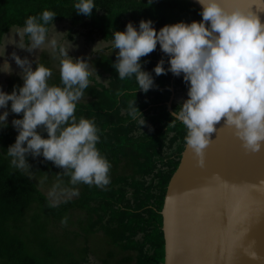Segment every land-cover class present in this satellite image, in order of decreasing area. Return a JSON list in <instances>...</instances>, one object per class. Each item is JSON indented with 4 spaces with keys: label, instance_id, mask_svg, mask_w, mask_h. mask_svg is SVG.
Masks as SVG:
<instances>
[{
    "label": "clouds",
    "instance_id": "1",
    "mask_svg": "<svg viewBox=\"0 0 264 264\" xmlns=\"http://www.w3.org/2000/svg\"><path fill=\"white\" fill-rule=\"evenodd\" d=\"M195 2L200 6L198 22L166 24L158 31L152 20L142 19L138 26L128 22L124 31L112 32L110 44L112 50H118L112 65L118 78L134 79L136 91L142 93L154 87V79L142 69L140 58L157 46L167 56L168 67L161 58L152 73L182 77L187 98L179 110L171 112L169 126L177 121L184 126V144L197 158V166L202 167L204 149L217 132V125L229 129L246 153L264 148V23L251 11L226 8L221 0ZM73 8L77 15L89 17L96 5L94 0H74ZM56 16L45 9L28 16L14 33L0 37V73L12 74L5 56L8 45L28 53L46 49L59 63L57 85L49 83L52 70L37 63L38 57L30 61L15 51L9 54L20 69L22 85L13 86L10 93L0 90V109H4L0 112V129L7 127L9 113L22 115L11 121L17 135L4 154L10 167L28 176L32 173L26 157L31 155L62 169L57 175L68 177L72 185L104 188L110 183L111 163L97 148L99 129L93 120L75 115L90 77L100 78L87 57L69 56L75 45L66 37L61 39L64 33L55 31ZM99 45L93 46L92 54L102 51ZM122 94L116 92L117 96ZM126 111L139 129L146 125L135 99L129 101ZM66 222V217L61 220L62 224ZM257 258L254 251L249 253V259Z\"/></svg>",
    "mask_w": 264,
    "mask_h": 264
},
{
    "label": "trees",
    "instance_id": "2",
    "mask_svg": "<svg viewBox=\"0 0 264 264\" xmlns=\"http://www.w3.org/2000/svg\"><path fill=\"white\" fill-rule=\"evenodd\" d=\"M73 3L74 0H0V37L12 27H22L28 16L45 9L56 13L53 24L68 22L70 39L72 33H79L86 43L95 37L109 42L113 31H124L128 22L138 26L142 19L152 20L157 31L166 24L201 19L200 8L190 0H151V3L149 0H94L96 9L89 17L77 15ZM115 52L96 53L93 66L98 75L106 77L107 84L90 77L85 97L77 103L75 111L78 118L93 120L99 129L97 148L111 163L109 185L104 188L72 185L68 177L57 175L62 169L42 157L33 159L28 155L29 170L49 185L58 181L67 188H80L76 198L52 205L27 174L9 166L4 152L14 143L17 133L8 123L6 128L0 129V264H83L69 249L75 240L78 241L75 236L67 243L70 246L59 242L55 236H46L47 230H54L70 211L75 210L84 213L85 219L78 222L82 225L86 221L85 237L91 231L101 232L116 249V252L109 251H114L113 257L123 254L114 264H163L160 211L167 184L185 145L184 126L179 121L169 126L168 88L185 92L187 88L182 77L152 73L161 58L165 60L164 67H168L167 56L157 46L140 58L142 69L153 75L154 87L147 93L136 91L135 80H120L112 67ZM38 63L48 65L44 57ZM49 83L58 85L59 74L53 73ZM7 84L6 93H10L13 86L22 85V80L13 76ZM118 90L123 94L117 96ZM134 99L146 121L141 129L126 111L129 101ZM179 105L173 103L171 110H179ZM21 115L14 114L13 119ZM41 135L46 138V133L41 132ZM120 168L121 179L117 175ZM80 251L81 255H87L86 247ZM126 253L128 255H124Z\"/></svg>",
    "mask_w": 264,
    "mask_h": 264
},
{
    "label": "water",
    "instance_id": "3",
    "mask_svg": "<svg viewBox=\"0 0 264 264\" xmlns=\"http://www.w3.org/2000/svg\"><path fill=\"white\" fill-rule=\"evenodd\" d=\"M221 2L251 11L264 23V0ZM172 96L166 103L170 112ZM262 182L264 148L246 153L221 125L204 149L202 167L184 145L160 211L163 264H264ZM252 251L256 260L249 259Z\"/></svg>",
    "mask_w": 264,
    "mask_h": 264
},
{
    "label": "rangeland",
    "instance_id": "4",
    "mask_svg": "<svg viewBox=\"0 0 264 264\" xmlns=\"http://www.w3.org/2000/svg\"><path fill=\"white\" fill-rule=\"evenodd\" d=\"M68 27L69 24L67 21H62L59 23L54 24L55 31L59 33H64V35L61 37L63 39L66 37L69 41L72 42L75 47L73 49H70L68 54L73 59L76 57H87L89 59V62L93 65V59H95L96 54L91 53V49L93 46H95L98 42H100L99 47L102 49V51L105 54H111L114 51L118 50H112L110 41L104 42L100 37H95V39L90 42L86 43L84 42L83 37L79 33H72V39L68 36ZM20 27H12L10 31L16 30ZM79 32H82L81 29L78 30ZM13 52L15 51L18 56L21 58L28 57L30 61H34L37 59V63L39 62L41 57H44L46 61H48V65L46 67H49L52 69V73L59 74V63L58 59H53L48 50H43L39 53V50H33L32 53H28L24 50L17 49L13 46L12 48ZM8 64L11 67L12 74L19 75L20 69L15 65L14 61L9 59ZM33 69L35 68V64L32 65ZM94 67V66H93ZM97 74V73H96ZM98 75V74H97ZM8 74L0 73V77L3 81L0 83V89H3L5 86V83L7 84ZM100 80H96L95 75H93L94 79L102 84H107V79L105 76L98 75ZM170 92V89H168ZM172 96V93L170 92V97ZM184 99H186V92L177 89L176 94L173 96L172 102L180 104ZM83 101H86V99H83ZM168 112L171 114L169 108L167 107ZM4 111V109H0V112ZM13 114V113H12ZM14 115H10L6 118V121L8 123H11L13 120ZM37 131H39L37 129ZM139 132V131H138ZM30 171V170H29ZM32 174L29 176L32 181L37 185L38 189L41 191V193L46 196L48 201L52 205H57L58 203L62 202L65 199H74L77 197V191L80 190L79 186H76L75 189L67 188L65 185H63L61 182L55 181V185L51 186L49 185L45 179L42 177H38L34 172L30 171ZM119 179H121V168L118 171ZM92 190V189H91ZM93 191V190H92ZM70 215V218H69ZM67 222L62 224L60 223L58 227L54 228V230H47L46 236H55L59 242L67 244L68 242L71 243L72 239H74L73 236H75V243L74 245H71L69 247L70 250L74 251L73 257L75 259H78L82 261L83 264H114L113 262H116L119 260L120 257L123 256V254H118L113 257V253L116 249H113L108 241V239L105 237L104 234L101 232L91 231L86 237H85V231L87 229L86 221L80 225L79 220L85 219L84 213L75 210L70 211L68 213ZM86 247L87 249V255H81V249H84ZM131 248V247H130ZM75 249V250H74ZM111 249H113V252H109ZM116 252V251H115ZM128 255V253L124 254ZM114 258V259H113ZM86 259L84 262L83 260ZM113 260V261H112ZM131 264H134L132 262Z\"/></svg>",
    "mask_w": 264,
    "mask_h": 264
},
{
    "label": "crops",
    "instance_id": "5",
    "mask_svg": "<svg viewBox=\"0 0 264 264\" xmlns=\"http://www.w3.org/2000/svg\"><path fill=\"white\" fill-rule=\"evenodd\" d=\"M14 32H15V30L10 31V32H8V33L11 34V33H14ZM8 33H7V34H8ZM7 34H6V35H7ZM14 38H15V37H14ZM24 39H25V38H24ZM12 48H13L12 45H8V46H6L5 56H6V58H7V61H8L9 59H11L9 54L13 52ZM2 63H3V60H0V64H2ZM13 76H18V77L20 78V76L17 75V74H11V75L8 76V79H6V80H7V83H8V80H9L11 77H13ZM20 79H21V78H20ZM0 80L3 81V80L1 79V77H0ZM1 81H0V83H1ZM7 85H8V84L5 83V86L3 87V89H0V90L4 91V92L6 93V91H7ZM168 89H173V88H172V87H169ZM177 89H179V88H177ZM177 89H173V91H174L173 96L176 94V90H177ZM179 90H180V89H179ZM170 92H171V91H170ZM173 96H172V99H173ZM169 99H170V97H169ZM168 101H169V100H168ZM171 104H173L172 100H171ZM9 114H10V115H14V114H12V113H9ZM6 123H8V122L6 121ZM8 124L11 125V123H8Z\"/></svg>",
    "mask_w": 264,
    "mask_h": 264
}]
</instances>
